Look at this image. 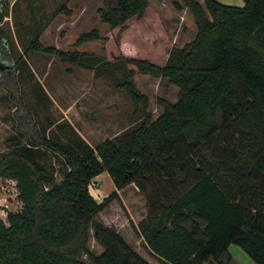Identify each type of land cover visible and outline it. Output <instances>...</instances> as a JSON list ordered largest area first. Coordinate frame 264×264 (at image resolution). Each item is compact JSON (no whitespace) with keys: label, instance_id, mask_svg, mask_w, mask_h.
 <instances>
[{"label":"trees","instance_id":"trees-1","mask_svg":"<svg viewBox=\"0 0 264 264\" xmlns=\"http://www.w3.org/2000/svg\"><path fill=\"white\" fill-rule=\"evenodd\" d=\"M9 1L15 6L19 0ZM183 1L197 33L184 47L171 48L164 64L45 47L43 27L26 47L25 52L57 55L98 74L107 64L113 74L119 72L114 85L144 115L95 148L70 135L65 141L38 135L18 74L29 63L4 51L14 68L0 74V84L16 102L17 132L6 140L8 151L0 149V178L16 182L23 204L0 216V264H154L120 231L96 219L129 184L146 194L147 215L139 229L162 264H229L232 243L264 264V0H244V6ZM104 2L102 19L113 27L144 17L150 5L149 0ZM98 37L93 30L77 43ZM132 65L179 87L176 101L157 99L163 110L156 119ZM52 153L65 168L61 180L47 163ZM103 172L116 190L98 202L90 185ZM91 228L101 253L89 247Z\"/></svg>","mask_w":264,"mask_h":264},{"label":"rangeland","instance_id":"rangeland-1","mask_svg":"<svg viewBox=\"0 0 264 264\" xmlns=\"http://www.w3.org/2000/svg\"><path fill=\"white\" fill-rule=\"evenodd\" d=\"M203 3V0H199ZM0 0V54L1 61L14 68V60L25 58L34 64L41 75L50 70L47 85L55 97L52 113L59 115L60 107L65 109V115L84 133L92 144L97 147L126 128L140 123L144 112L138 110L128 94L116 88L113 67L108 64L102 69H86L68 60H62L50 53L25 52L30 41L40 28H44L40 37L45 47L63 52L93 53L107 60L129 58L150 60L164 64L169 51L173 47H184L191 42L197 33L193 13L183 0H149V8L144 17L132 18L124 27H113L103 21L100 8L104 0ZM178 2L182 7L176 5ZM67 9L54 15L60 7ZM97 30L99 37L78 44L83 34ZM6 44L4 48L2 45ZM10 51L12 58L6 56L5 50ZM134 80L140 92L149 100V112L156 119L163 107L157 103L158 98L176 101L179 87L169 82L164 76H154L138 72ZM4 71L0 74L2 75ZM19 74L21 97L32 113L39 118L40 112L47 110L37 100V84L35 72L29 66ZM100 76V77H97ZM51 86L49 87L48 85ZM9 93L0 84V149L8 151L7 139L15 135L17 118L15 116L16 102L8 99ZM48 106V107H49ZM35 119V118H34ZM66 124H70L65 120ZM71 125V124H70ZM68 128H64L67 132ZM78 133V132H76ZM79 134V133H78ZM82 138V137H81ZM51 156V157H50ZM47 160L53 168L59 167L55 162L57 156L50 154ZM60 160V158H59ZM61 161H59L60 163ZM63 165V164H62ZM64 166L59 167V180L62 179ZM14 183L0 178V189L12 194ZM7 189H5V187ZM115 190L113 179L107 172L95 177L90 185V192L101 202ZM14 200V195H12ZM147 215L146 194L135 184H129L118 190V196L98 214L97 220L114 227L125 239L146 259L154 264H162L148 249L139 229L140 222ZM89 247L94 253H101L103 246L95 239L93 229H90ZM231 259L229 264H256L255 261L239 245L229 246ZM82 258L89 260L87 255ZM206 264H215L210 261Z\"/></svg>","mask_w":264,"mask_h":264},{"label":"crops","instance_id":"crops-1","mask_svg":"<svg viewBox=\"0 0 264 264\" xmlns=\"http://www.w3.org/2000/svg\"><path fill=\"white\" fill-rule=\"evenodd\" d=\"M222 3H226V4H231V5H237V6H244L245 2L244 0H219ZM29 66L32 67L33 71L35 72V77H36V81L38 82L37 84V98H38V102L41 103L43 105V107L45 109L43 110H47L50 108V113H48L47 111L45 112H40V115H38V119L36 117V115H34L35 121L37 123V131H38V135L40 132V136L44 137L46 136L48 139L51 138L53 140L56 141H65L68 139V136L70 135L71 137H75L74 139H76L77 141H81V137L82 139H84L88 144H90L92 147L95 148V146L92 144V142L90 141V139L87 138V136L81 132V130L74 124V122L72 121L71 118H68L64 113H65V109H63V107H60V111L59 115L55 116L52 113V107H50L49 105L54 103L55 97L52 95L51 91L49 90V88L47 87V85L44 83V81L47 79L50 73V70L44 72V74H39L34 66L33 63H31V61L28 62ZM27 70V69H26ZM100 77V76H97ZM49 87L51 86L48 85ZM36 88V87H35ZM56 101V100H55ZM49 106V107H48ZM15 109V108H14ZM15 111V110H14ZM66 121H69V123L71 124H66ZM64 128H68V130H66L67 132H64ZM72 129H74L76 132H78V137L77 135L73 134ZM44 133V134H43ZM28 137L29 135L26 134L23 137V142L24 143H28ZM80 137V138H79ZM44 149V147H41ZM55 162L59 165L62 166V163H59V158L57 160H55ZM59 167L54 168L55 170V177L57 180H59L58 175L59 174ZM65 169V168H64ZM62 172V176H63V171ZM100 176V175H98ZM97 176V177H98ZM115 190H116V186H115ZM118 191V190H117Z\"/></svg>","mask_w":264,"mask_h":264},{"label":"built area","instance_id":"built-area-1","mask_svg":"<svg viewBox=\"0 0 264 264\" xmlns=\"http://www.w3.org/2000/svg\"><path fill=\"white\" fill-rule=\"evenodd\" d=\"M14 183L12 194L8 192H3L0 189V216L5 218L8 211L17 209L22 206V202L18 199V188L16 187V182L14 180H6ZM5 187V186H4ZM7 189V187H5ZM12 195H14V200H12Z\"/></svg>","mask_w":264,"mask_h":264},{"label":"flooded vegetation","instance_id":"flooded-vegetation-1","mask_svg":"<svg viewBox=\"0 0 264 264\" xmlns=\"http://www.w3.org/2000/svg\"><path fill=\"white\" fill-rule=\"evenodd\" d=\"M0 42H2V38H0ZM4 48L6 47V44H4V45H2ZM11 67V65L10 66H8V65H6V63H4L3 61H1V54H0V73L2 72V71H10V68Z\"/></svg>","mask_w":264,"mask_h":264},{"label":"bare ground","instance_id":"bare-ground-1","mask_svg":"<svg viewBox=\"0 0 264 264\" xmlns=\"http://www.w3.org/2000/svg\"><path fill=\"white\" fill-rule=\"evenodd\" d=\"M232 1V0H231Z\"/></svg>","mask_w":264,"mask_h":264}]
</instances>
